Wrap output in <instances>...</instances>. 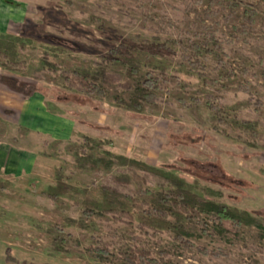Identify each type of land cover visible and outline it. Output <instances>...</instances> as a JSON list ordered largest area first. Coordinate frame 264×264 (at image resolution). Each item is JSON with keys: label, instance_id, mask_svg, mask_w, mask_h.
I'll use <instances>...</instances> for the list:
<instances>
[{"label": "rangeland", "instance_id": "rangeland-1", "mask_svg": "<svg viewBox=\"0 0 264 264\" xmlns=\"http://www.w3.org/2000/svg\"><path fill=\"white\" fill-rule=\"evenodd\" d=\"M13 1L26 5L19 8L27 11V18L12 34L27 40L25 48L18 49L19 58L26 62L27 68L7 71L0 67V73L6 71L22 80L35 81L46 89L55 87L58 92L68 94L69 101L51 99L50 90L48 95L35 93L28 100L16 96L5 98L0 88V180L7 183L0 189V264H102L87 252L94 238L113 242L118 247L132 243L128 232L139 235L135 228L114 223L109 216L81 217L80 208L70 196L52 201L43 194L49 185L55 184L58 167L64 169L68 182L75 185H97L104 175L111 173L102 168L76 167L75 152L84 136L103 140L106 149L114 154L181 172L199 187L221 192L214 197L219 202L239 209L264 210V149L252 148L238 139L242 135L238 129H227L228 136L222 134L224 126L216 123L213 114L203 105L186 109L179 102L180 98L192 97L203 102L210 94L218 97L217 103L229 117L252 116L254 108L237 85L247 83L262 96L264 89L259 87L258 77L238 73L227 82L229 90L223 91L204 87L195 73L184 68L180 76L187 86H173L160 94L157 106H145L142 114L119 109L109 99L82 98L50 79L46 72L35 77L41 55L56 47L49 37L69 41V46H60L56 51L57 58L52 53L50 56L66 68L93 70L94 61L118 45L143 58L147 52L142 45L144 23L137 14L138 9L127 16L113 0ZM153 1V15L185 19L183 10L187 0ZM204 7L205 4L199 5L197 9L202 11ZM219 18L208 20L209 28L198 26L197 29L213 31V20ZM189 19H185L184 26ZM237 24L238 20L232 17L215 30L216 34L221 39H231L230 44H223V49L233 68L237 71L247 68L256 74L258 56L264 52V30L256 27L249 35L235 39L231 33ZM150 58L170 64L166 57ZM9 105L14 106L15 112L3 110ZM259 135L264 138V130ZM222 171L248 180L255 187L228 186ZM81 222L85 228L79 227ZM55 225L62 228L63 234L79 241V246L56 253L52 248V234L47 232ZM242 235L247 238V245L242 241L232 245L225 239L198 242L209 248H230L231 255L227 258L204 257L195 250H180V255L169 258L182 264H264V250H253L258 247L254 230H246ZM140 240L141 243L148 241L154 250L157 248L153 243L157 241L166 246L172 244L169 233H161L156 238L141 235Z\"/></svg>", "mask_w": 264, "mask_h": 264}, {"label": "trees", "instance_id": "trees-1", "mask_svg": "<svg viewBox=\"0 0 264 264\" xmlns=\"http://www.w3.org/2000/svg\"><path fill=\"white\" fill-rule=\"evenodd\" d=\"M113 1L127 16L138 9L137 14L144 23L142 45L146 56L141 58L139 53L123 50L118 45L95 60L93 70L66 68L61 62L51 60L50 56L52 53L57 58L56 51L60 46H69V41L53 36L49 39L56 47L41 55L35 77L46 72L50 79L82 98L109 99L117 108L134 114H142L145 106L156 107L160 94L167 93L173 86L185 88L187 82L180 76V70L184 68L195 73L204 87L229 90L227 82L240 73L258 77L259 87L264 89V52L258 56V73L247 68L237 71L223 49V44H230L231 39H221L215 31L232 17L238 20V24L232 27V38L245 37L256 27L264 30V0H187L183 12L185 19H190L186 26L185 19L179 21L153 15V0ZM5 2L26 7L24 3L13 0ZM204 4L202 11L197 9ZM128 5L133 8H128ZM217 16L220 18L213 20V31L197 29L198 26L209 28L207 21ZM26 43L22 35L0 33V67L7 71L26 69V62L18 54V49L23 50ZM150 57H166L170 64L153 61ZM0 82L25 98L34 93L48 95L50 90L53 92L51 99L69 101L68 94L58 92L55 87L46 89L35 81L31 83L0 74ZM237 89L247 95V102L254 108L252 116L229 117L217 103L218 97L210 94L203 102L198 97L180 98L179 102L186 109L203 105L213 114L216 123L224 126L222 134L228 136L227 129H238L242 132L238 139L252 148L264 149V138L259 135L264 130V95L260 96L247 83H238ZM74 162L78 169L102 168L111 173L104 175L97 185H75L68 182L64 169L58 167L55 184L49 185L43 194L52 201L70 196L73 204L80 208L81 217L109 216L114 223H125L139 233L128 232L132 243L118 247L113 242L94 238V244L87 252L102 264H182L169 258L180 255V250H195L199 255L213 259L227 258L231 255L230 248H209L198 242L225 239L232 245L241 241L247 245L242 232L250 229L254 230V238L258 242V247L253 250H264V210L239 209L219 202L214 197L220 196L221 192L199 187L195 180L181 172L163 170L134 157L114 154L100 139L84 136L76 149ZM222 173L228 186L255 187L248 180ZM6 184L0 180V189H4ZM79 227L86 226L81 222ZM47 232L52 234V248L56 253L79 246V241L63 234L57 225L48 228ZM161 233L171 235L170 246L157 241L153 243L157 248L154 250L148 241L141 243V235L156 238ZM6 251L10 249L7 247Z\"/></svg>", "mask_w": 264, "mask_h": 264}, {"label": "crops", "instance_id": "crops-1", "mask_svg": "<svg viewBox=\"0 0 264 264\" xmlns=\"http://www.w3.org/2000/svg\"><path fill=\"white\" fill-rule=\"evenodd\" d=\"M26 13H27L26 10L19 8L17 6L14 7L12 4L5 2L4 0H1L0 2V33H3V34L15 33V31H17L20 28V26L25 22L27 18ZM0 74L14 76L6 71H1ZM0 88L3 91L5 98H14L16 96L18 99L28 100L30 97H32L35 94L34 93L30 97L25 98L20 93L9 89L7 86L2 84L1 82H0ZM3 110H6L10 113L15 112L13 105H9L7 108L4 107Z\"/></svg>", "mask_w": 264, "mask_h": 264}]
</instances>
